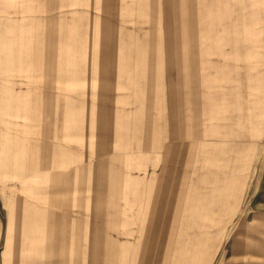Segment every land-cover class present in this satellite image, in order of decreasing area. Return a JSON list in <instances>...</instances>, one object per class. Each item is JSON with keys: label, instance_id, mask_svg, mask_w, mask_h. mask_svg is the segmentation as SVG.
<instances>
[{"label": "rangeland", "instance_id": "rangeland-1", "mask_svg": "<svg viewBox=\"0 0 264 264\" xmlns=\"http://www.w3.org/2000/svg\"><path fill=\"white\" fill-rule=\"evenodd\" d=\"M162 1L149 0L153 10L149 42L166 39L157 12ZM191 1L192 13L200 21L197 26L207 33H171L170 40L203 38L217 48V63L149 66V72L160 77L149 81V104L155 110H149V137L146 130H137L142 147L137 146L136 162L127 159L136 146L129 151L124 121L122 139L115 144L113 107L119 101L111 99L107 109L112 110L106 115L105 177H95L96 147L88 148L96 137L88 138L84 154L83 145L77 147L73 168L63 166L60 154L50 163L53 121L48 84L43 90L37 82V89L30 90L27 83L26 176L18 179L0 170V264H135L141 251H149V264L164 261H157L159 255L172 257L174 264L177 256L197 262L193 251L200 248L201 264H264V253L259 255L264 249V0ZM16 77L15 67L0 66V90L7 85L10 91L4 103L0 98V105H9L6 114H0L1 123L17 121L13 118L17 115L10 114L19 100ZM201 79L205 88L209 85L206 94L195 88L185 90V82L195 86ZM116 108L124 119L125 101ZM64 117L58 113L63 127ZM90 133L93 136L92 129ZM145 135L149 153H145ZM187 144L208 145L201 156L211 167H203L199 182L204 177L210 184L200 185V193L191 195L201 201V210L188 206L189 193H179L178 211L173 202L179 195H168L170 209L165 195L151 194L152 184L158 170L156 158L169 147ZM182 153L173 168L185 175L192 170L179 159ZM184 181V189H192L188 179L178 182ZM152 198L159 209L148 208ZM181 246L187 254L179 252Z\"/></svg>", "mask_w": 264, "mask_h": 264}, {"label": "crops", "instance_id": "crops-1", "mask_svg": "<svg viewBox=\"0 0 264 264\" xmlns=\"http://www.w3.org/2000/svg\"><path fill=\"white\" fill-rule=\"evenodd\" d=\"M184 2L185 0L162 1V9H157V12L161 14L159 26L163 29L166 39L149 42V18L153 13V10H149V0H0V66L15 67L17 77L14 79L17 81L19 99L17 108L10 111V114L17 115L13 117L17 121L0 122L2 175L9 173V176L18 179L26 176L25 97L28 95L27 83L30 90L34 87L36 90L37 82L41 83L40 89L43 90L47 89L48 84L53 121L50 124V163H54V159L60 154L63 166L66 169L73 168L77 147L83 145L84 154L88 138L96 137V141L88 143V148L90 144L96 147L94 154L98 162L93 168L94 172L97 171L95 177H105L106 115L112 110L107 109L111 99L118 100L119 106L124 100L128 107L124 119L120 115L122 110L116 108L118 105L113 107L115 144L118 145L122 139L124 121L127 124L125 140L126 144L129 143V151L136 146L135 152L130 151L127 154V159L136 162L137 146L142 147L137 130L139 127L146 130L145 134L149 137V110H155L153 103L149 104V81L160 77L149 72V66H205L217 63V48L205 44L203 38L195 41L183 40L184 42L170 40L171 33H207V30H200L197 26L200 21L198 14L192 13V1L186 0L185 5ZM166 80L170 81V75H166ZM206 82L211 80L207 78ZM195 83V86H187L185 82V90L195 88L205 93L209 86L205 88L202 79ZM123 91L128 92L127 97L122 96ZM9 97L10 91L5 85V88L0 90L1 101L4 103V98ZM3 103L0 105V114H6L9 107ZM204 103H199L197 107ZM197 104L193 102V105ZM162 109L164 113L165 108ZM59 112L65 114L64 127L58 124ZM146 135L144 146L148 151L145 153H149V138ZM59 146H64V151ZM206 147V144H187L167 148L164 155L156 158L155 167L157 166L158 170L154 176L151 194L165 195L171 209L168 195L176 193L174 195H179V198L173 203L175 210L179 211L181 195L189 193L188 206L201 210V201L191 195L200 193L204 184H210L204 177L203 182H199L200 176H203L205 162H208L205 161L206 157L203 159L201 156ZM179 150L183 151V157L179 159L184 160V165L192 170L185 175L173 168V163H180L177 159L181 152L175 159ZM61 154H64V158ZM160 162L164 164H159ZM206 166L211 167L210 164ZM89 176L91 177V174ZM182 177L188 179V186L192 189L186 191L185 181L178 182ZM153 203L152 198L148 208H160L158 204L153 206ZM191 243H194V246L196 244L195 241H190V246ZM180 248L183 251L179 249V252L188 253L182 246ZM259 251V255L264 253L263 248ZM193 252L194 258L197 255V262L193 258L188 261L193 259L192 264H201V248ZM211 255L212 253L209 257ZM140 258L142 259L139 261ZM157 258V261L160 258L164 260L158 264H166L168 260L173 264L172 257L159 255ZM188 261L177 256L174 264H187ZM135 264H149V251H141Z\"/></svg>", "mask_w": 264, "mask_h": 264}]
</instances>
